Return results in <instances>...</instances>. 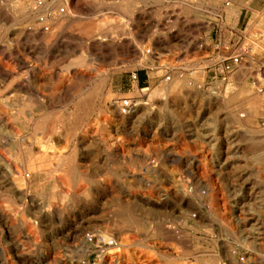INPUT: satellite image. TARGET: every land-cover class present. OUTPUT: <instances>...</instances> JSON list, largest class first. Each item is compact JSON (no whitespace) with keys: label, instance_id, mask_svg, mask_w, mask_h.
Instances as JSON below:
<instances>
[{"label":"rangeland","instance_id":"374dc122","mask_svg":"<svg viewBox=\"0 0 264 264\" xmlns=\"http://www.w3.org/2000/svg\"><path fill=\"white\" fill-rule=\"evenodd\" d=\"M50 1L0 0V149L19 164L29 143L34 158L39 141L55 148L32 192L19 191L50 204L37 213L35 257L49 230L53 264H264V0H78L62 20L40 23ZM230 7L237 15L222 18ZM239 65L237 90L229 74ZM67 154L83 176L64 193ZM8 160L3 256L20 233L4 200ZM121 216L132 223L121 226Z\"/></svg>","mask_w":264,"mask_h":264},{"label":"bare ground","instance_id":"6f19581e","mask_svg":"<svg viewBox=\"0 0 264 264\" xmlns=\"http://www.w3.org/2000/svg\"><path fill=\"white\" fill-rule=\"evenodd\" d=\"M48 2V1H47ZM200 2V1H199ZM231 2V1H230ZM235 2V0H234ZM202 3V2H201ZM221 4V3H220ZM231 4V3H230ZM233 4V3H232ZM231 4V5H232ZM237 4V3H236ZM235 4V5H236ZM249 4V2H248ZM72 5L76 8L79 6V1L78 0H66V3L63 4V0H51L49 3H46V5L42 8V13L43 15L40 17V23H44L45 21H50L49 18H52L54 20H62V18H64L65 16H67L69 14L70 8L72 7ZM199 5V4H198ZM218 5V4H217ZM238 5V4H237ZM240 5V4H239ZM216 6V5H215ZM223 6V5H222ZM219 7V5H218ZM237 7V6H236ZM252 7V6H251ZM229 11L228 13L231 15H237V10L233 11V9L230 7L228 8ZM220 11V9H219ZM220 13V12H219ZM72 14V13H71ZM241 14V13H239ZM255 15V14H254ZM32 16V15H30ZM237 17V16H234ZM253 17V16H252ZM39 19V18H38ZM221 19V18H220ZM236 19V18H235ZM238 20V19H237ZM56 22V21H55ZM58 22V21H57ZM56 22V23H57ZM234 22V21H233ZM238 22V21H237ZM60 24V22H59ZM58 24V25H59ZM62 27V26H61ZM42 29V28H41ZM62 29V28H60ZM90 30V29H88ZM87 30V31H88ZM60 31V30H59ZM92 32V31H90ZM38 34V33H37ZM42 34V32H41ZM103 40V39H102ZM112 43V42H111ZM117 45V44H116ZM98 46V45H97ZM120 46V45H119ZM106 47V46H104ZM115 47V46H114ZM100 49V48H98ZM93 50V49H92ZM2 69V68H1ZM7 76V75H6ZM2 77V76H1ZM170 77V76H169ZM174 81V80H173ZM172 85V84H170ZM169 87V86H168ZM56 88V87H55ZM88 89V88H87ZM3 92V91H2ZM91 92V91H90ZM88 95V94H87ZM89 96V95H88ZM92 96V95H91ZM114 101V100H113ZM2 102V101H1ZM108 103V102H107ZM74 104V103H73ZM125 104L124 106H127L129 104V102L126 100L124 101ZM113 105L116 106V108L118 109V112L121 114H127L129 112H126V110H122L121 109V104H119L118 102H113ZM81 106V105H80ZM85 105H82L80 107L79 111L84 112L85 107H83ZM77 107V106H76ZM127 108V107H126ZM112 109V108H111ZM99 111H104L103 109V105L98 107ZM113 110V109H112ZM71 111V110H70ZM73 111V110H72ZM114 111V110H113ZM128 111V110H127ZM143 111V110H141ZM74 112V111H73ZM106 112V111H105ZM88 114V113H87ZM140 114V113H139ZM146 114V113H145ZM149 114V113H148ZM69 115V114H68ZM86 115V114H85ZM107 115V114H106ZM75 116V115H74ZM77 116V115H76ZM141 116V115H140ZM70 117V116H69ZM134 117V116H133ZM147 117V116H146ZM138 118V117H137ZM143 118V117H142ZM70 119V118H69ZM120 119V118H119ZM144 119V118H143ZM35 120V119H34ZM37 121V120H35ZM45 121V120H44ZM3 122V121H2ZM119 122V121H118ZM142 122V121H141ZM36 123V122H35ZM66 123V122H65ZM44 122H38L37 125H35L37 128H42ZM56 124V123H55ZM45 125V124H44ZM118 124L114 125V123H112L111 128L114 131V133H117V126ZM134 125V124H133ZM34 126V125H32ZM122 126L125 128V126L122 124ZM36 128V129H37ZM55 128V125H54ZM35 129V130H36ZM52 129V126H51ZM40 130V129H38ZM55 130V129H54ZM131 130V129H130ZM42 131V130H41ZM45 131V130H44ZM128 131V130H127ZM12 133L17 134V132L12 131ZM53 133V132H52ZM119 134V133H118ZM120 135V134H119ZM122 135V134H121ZM19 136V135H18ZM35 136V134H34ZM42 136V135H41ZM113 136V135H112ZM16 138V137H15ZM14 139V138H12ZM18 139V138H17ZM39 139V138H38ZM113 139V138H112ZM31 140V139H29ZM14 141V140H13ZM54 141V140H53ZM108 141V140H107ZM112 141V140H111ZM109 141V142H111ZM20 142V141H19ZM26 142V141H25ZM23 141V143H25ZM28 143V142H26ZM39 144L42 147V153L39 156V158L36 157V154L34 158L33 154H34V145L33 143H29L28 145L23 146V148L21 147V152L23 153V157L22 161L18 162L19 164H15V162L13 161H9L6 157L5 154H3V150L0 149V264H3V258L7 256L8 261L10 262V264H53L52 259H53V246L52 242H53V236L51 231L49 230H45L43 232V244H42V249H40V253L37 255V257H35L37 250L33 247L34 245H36L35 243H31L32 241H34V238L36 237L35 235V230L34 227L37 223V218H38V211H42L44 213V215H47L49 213V202L47 201L46 204L41 205L39 203H36V200L28 198L27 194H21V192L19 193L20 190H26L28 192H32L31 189V181H32V175L33 173L37 172L38 169L41 168L42 165L46 164V166L50 165L52 162V159L54 157V155H50V151L54 148L53 143L49 140L44 141V142H40ZM114 144V143H113ZM140 144V143H139ZM19 145V143H18ZM1 146V145H0ZM109 146V145H108ZM113 147V146H112ZM16 149V148H15ZM20 149V148H19ZM18 149V150H19ZM55 149V148H54ZM53 149V150H54ZM76 149V148H75ZM17 150V151H18ZM139 152H142L141 149H138ZM40 152V151H39ZM115 152V151H114ZM17 153V152H16ZM107 153V151H106ZM143 153V152H142ZM20 154V153H19ZM40 154V153H39ZM52 154V153H51ZM58 154V158L61 157L62 152L59 151ZM108 154V153H107ZM5 155V156H4ZM22 155V154H20ZM149 155V154H148ZM17 156V155H15ZM56 157V158H57ZM55 158V157H54ZM3 159H5L6 161L8 160V166H9V170H10V176H11V181L10 183L12 184V192L8 195H6V197H4V200L7 201L8 203L11 204L10 207V212L12 214V220L9 221V225H11L12 227H15L17 230L16 232L20 233L17 234L16 236H14V234H11L9 236V241H8V247H6V256H3V220L6 217L7 219H9V217L7 216V214H5L3 212ZM17 159V158H16ZM112 159V158H111ZM56 160V159H55ZM65 160L64 162H60L63 163V165L65 164L66 169H64V172L62 173V177H59L57 182L59 184H61L65 190L63 191L64 193H68L69 192V184H73L75 182H78L79 180L82 179V174L81 172L78 171L77 168V158L74 155H65V157L62 159V161ZM58 161V160H57ZM51 162V163H50ZM108 162V161H107ZM48 164V165H47ZM55 164V162H54ZM56 168V167H55ZM61 168V169H62ZM61 169H59V171H62ZM28 170V173H26V171ZM56 170V169H55ZM42 171V170H41ZM46 171V170H45ZM58 171V170H57ZM47 172V171H46ZM64 174V175H63ZM53 175V174H52ZM43 178V177H42ZM9 180V179H8ZM9 182V181H8ZM55 182V181H54ZM56 183V182H55ZM78 184V183H77ZM79 185V184H78ZM83 186V184H82ZM55 188V186H54ZM62 189V188H61ZM56 191V190H55ZM58 191H61L58 189ZM27 192V193H28ZM57 193V192H56ZM62 193V191H61ZM52 194V193H51ZM53 195V194H52ZM51 195V197H52ZM54 197V196H53ZM51 199V198H50ZM42 200V198H41ZM52 200V199H51ZM19 202H21V204H18ZM54 203V202H53ZM19 205L24 206V208L26 209V213L22 212L21 209L19 208ZM52 206V205H51ZM55 207V206H54ZM122 211H125L129 209V207H125V206H121L120 207ZM145 209V208H144ZM54 211V210H53ZM130 213V212H129ZM128 215V214H126ZM41 216V215H40ZM53 216V215H51ZM44 217V216H43ZM121 226H125V225H129L131 220H129L127 217L121 216ZM131 217V216H129ZM5 218V219H6ZM47 219V218H46ZM142 221V220H141ZM39 222V221H38ZM7 224V225H8ZM45 224V223H44ZM140 224V223H139ZM6 225V226H7ZM5 226V227H6ZM46 227V226H45ZM11 228V227H10ZM48 228V227H47ZM22 230V232H21ZM68 231V230H67ZM66 231V232H67ZM73 231V230H72ZM75 231V230H74ZM65 232V233H66ZM12 233V232H11ZM6 235V234H5ZM66 235V234H65ZM80 236V233H76V236ZM84 235V233H83ZM97 235V234H96ZM7 236V235H6ZM74 236V235H73ZM92 234L89 235H84V239L86 240H92ZM38 238V237H36ZM66 238V236H65ZM41 239V238H40ZM57 239V238H55ZM75 239V238H74ZM59 240V239H58ZM6 241V240H5ZM39 241V240H37ZM41 241V240H40ZM59 242H57L58 244ZM64 243V242H63ZM60 244V243H59ZM121 244H124L123 242ZM6 246V245H5ZM57 247V246H56ZM60 247V245H59ZM62 247V246H61ZM164 248V247H163ZM57 250V249H56ZM61 250V249H59ZM58 254V253H57ZM145 254V253H144ZM262 255L264 256V253H262ZM34 257L38 260V262H36V260H34ZM56 257V256H54ZM175 257V256H174ZM173 257V258H174ZM180 257V256H179ZM61 258V257H60ZM64 258V257H63ZM177 258V257H176ZM264 258V257H263ZM181 259V258H180ZM179 259V260H180ZM62 261V260H61ZM64 261V260H63ZM168 260H166L167 262ZM59 262V261H58ZM57 262V263H58ZM173 262V261H172ZM66 263V262H65ZM79 263V262H78ZM100 263V262H99ZM79 264H87L86 261H81ZM151 264V263H150ZM163 264V263H162ZM238 264V263H237Z\"/></svg>","mask_w":264,"mask_h":264},{"label":"crops","instance_id":"0c3cea01","mask_svg":"<svg viewBox=\"0 0 264 264\" xmlns=\"http://www.w3.org/2000/svg\"><path fill=\"white\" fill-rule=\"evenodd\" d=\"M227 12H228V10L224 9L221 17L223 18V16L226 15ZM237 28L238 27L236 25V26L232 27V30H237ZM199 35H202L201 32ZM205 36H206V34H205ZM239 38H240L239 36L235 37V38L231 37V39L229 38L227 40L228 47H227L225 42H219V44H216V46L214 47V50L217 49V52H219L221 50L222 46L226 45L225 46V53H227V55H228L227 58H228L229 55L234 54L235 49H236V43L239 41ZM211 41H212V39H211ZM263 43H264V41H263ZM251 47L254 48V51L252 53L253 56H251L248 61H249V67L251 69V73L252 72L254 73L257 65L259 64V60L257 59L256 53L258 52L257 50L260 47L258 45H256L255 41H254V45H252ZM227 58H225V59H227ZM229 77L231 78V85L234 86L235 89L240 90L241 87L243 86V81H244V77H245L244 72H243V66L242 65L237 66L236 69L229 74ZM247 109H248L249 116L251 117L252 111L254 110V108L250 105ZM251 120H253V118Z\"/></svg>","mask_w":264,"mask_h":264},{"label":"built area","instance_id":"2783aa9c","mask_svg":"<svg viewBox=\"0 0 264 264\" xmlns=\"http://www.w3.org/2000/svg\"><path fill=\"white\" fill-rule=\"evenodd\" d=\"M237 63H239V57L238 56H234V57H232V64H225L224 66H223V71H225V70H231L232 69V67H233V65H235V64H237ZM133 77H137V73L135 72H133Z\"/></svg>","mask_w":264,"mask_h":264}]
</instances>
